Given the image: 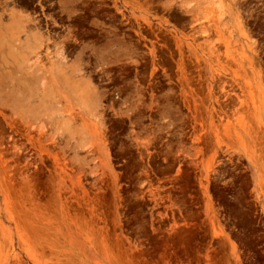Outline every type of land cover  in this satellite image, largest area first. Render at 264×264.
<instances>
[{"label": "rangeland", "instance_id": "1", "mask_svg": "<svg viewBox=\"0 0 264 264\" xmlns=\"http://www.w3.org/2000/svg\"><path fill=\"white\" fill-rule=\"evenodd\" d=\"M52 9H0V264H264V0Z\"/></svg>", "mask_w": 264, "mask_h": 264}, {"label": "flooded vegetation", "instance_id": "2", "mask_svg": "<svg viewBox=\"0 0 264 264\" xmlns=\"http://www.w3.org/2000/svg\"><path fill=\"white\" fill-rule=\"evenodd\" d=\"M99 1V0H98ZM58 0H0V9L1 8H11L15 4L19 5L20 3L30 11L31 6L37 8L39 10L38 15H40V19L42 20L45 25L49 24L57 26L61 28V30L67 28V26L71 25L68 23V19L65 18V22H62V16L64 15L61 13L60 9H52V6ZM110 5L108 3L103 2L102 4L97 3L94 8L90 10L91 14H99L105 15L108 14V9ZM108 18V17H106ZM59 32V31H58Z\"/></svg>", "mask_w": 264, "mask_h": 264}, {"label": "bare ground", "instance_id": "3", "mask_svg": "<svg viewBox=\"0 0 264 264\" xmlns=\"http://www.w3.org/2000/svg\"><path fill=\"white\" fill-rule=\"evenodd\" d=\"M13 19H15V20H16V19H17V16H14V18H13ZM31 20H32V19H31L30 17H28V18L26 19V22H29V21H31ZM24 22H25V20H24ZM47 40H48V39H47ZM43 42H45V43H46V41H45V40H43ZM59 47H60V46H59ZM61 48H62V47H61ZM61 51H63V52H64V50H63V49H62ZM61 51H60V52H61ZM60 54H61V53H60ZM61 55H62V54H61ZM63 55H64V54H63ZM63 57L65 58V55H64ZM63 57H62V58H63ZM101 57H102V56H101ZM101 57H100V58H101ZM97 61H98V60H97ZM99 61H100V60H99ZM101 61H102V59H101ZM89 87H90V86H89Z\"/></svg>", "mask_w": 264, "mask_h": 264}]
</instances>
